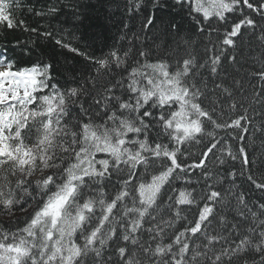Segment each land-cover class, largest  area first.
I'll list each match as a JSON object with an SVG mask.
<instances>
[{"label":"snow or ice","instance_id":"snow-or-ice-1","mask_svg":"<svg viewBox=\"0 0 264 264\" xmlns=\"http://www.w3.org/2000/svg\"><path fill=\"white\" fill-rule=\"evenodd\" d=\"M128 2L147 14L126 48L96 57L55 39L89 62L63 86L52 63L0 51V215L37 205L22 227L0 224V264H264V197L242 190L264 194V0ZM21 8L0 0V32L52 36ZM168 8L187 10L203 55L189 39L144 46ZM246 34L261 45L250 67Z\"/></svg>","mask_w":264,"mask_h":264},{"label":"trees","instance_id":"trees-1","mask_svg":"<svg viewBox=\"0 0 264 264\" xmlns=\"http://www.w3.org/2000/svg\"><path fill=\"white\" fill-rule=\"evenodd\" d=\"M52 2L53 0H21L22 8L14 10L17 20L23 19L29 28H38L41 32L50 31L51 37H43L38 33L25 32L22 29L4 30L0 32V51L7 48L8 57L21 61L23 64L37 61L52 63L53 82L62 86L70 82L72 75H77L79 79L78 73L84 71L89 62L83 56L57 45L55 39H62L90 56L100 57L113 45L126 48L128 39H132L134 34L145 36L141 33V25L147 10L130 13L128 0H63V3L59 4L61 8L59 13L45 17L36 16L34 12L28 11L29 8H44ZM168 2L171 3V0ZM66 4H74L78 11L66 7ZM156 15V27L146 34L144 46L155 47L153 41H156L164 48H168L170 45L175 46L182 43L184 39H189L197 42V53L204 54L202 45L205 39L196 33L195 25L186 9L168 8L158 11ZM256 19L258 23H264L259 21L258 17ZM125 24L127 28L124 27ZM172 24L177 25L176 30L172 29ZM242 31L245 30L242 29ZM122 35H126L123 41L120 39ZM18 41L19 44H17ZM33 41L35 43H32ZM133 42L140 47L138 42ZM28 47H31L32 51L26 55L24 50ZM236 51L237 58L242 61L243 66L250 67L253 63L251 58L261 54L258 34H246L244 40L239 41ZM222 72L227 74L229 79L239 75L227 61L224 62ZM230 166L229 164L225 167ZM242 190L246 192L249 199L264 197V194L256 192L246 182H242ZM35 207L37 205L33 203L27 212H16L12 217L0 215V224L11 229L22 227L24 218Z\"/></svg>","mask_w":264,"mask_h":264}]
</instances>
